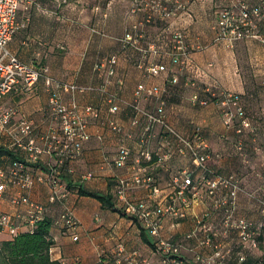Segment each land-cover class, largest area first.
<instances>
[{
  "label": "crops",
  "instance_id": "obj_1",
  "mask_svg": "<svg viewBox=\"0 0 264 264\" xmlns=\"http://www.w3.org/2000/svg\"><path fill=\"white\" fill-rule=\"evenodd\" d=\"M166 1L170 6L176 1L184 4L171 20L150 18L144 0H21L17 15L19 28L9 43L10 51L22 62L47 70V75L57 80L85 87V91L63 92L64 99L76 97L81 105H93L100 111L99 117L90 118L92 137L85 142L82 156L71 163L74 171L63 173L70 185L69 203L81 221L78 240L58 223L63 205L50 202L51 188L47 182L37 181L28 191L10 186L0 198V210L13 215L26 214L28 210L26 204L12 203V197L17 195H29L47 206L46 215L57 222L52 234L56 259L61 264H69L75 258L83 264H102L103 254L110 259L117 256L120 243L125 245L126 253L140 251L152 263L159 260L153 244L144 238L143 230L149 232L140 221L124 216L117 204L113 209L98 198L80 192L84 188L116 199L114 177L117 173L128 174L129 170L109 168L104 159L115 155L122 146H129L138 154L143 125H132L137 115L132 103L138 85L143 82L163 89L161 96L167 101L169 119L178 130L193 137L198 126L205 128L212 151L219 155L210 164L218 173L240 174L245 187L239 196L240 212L254 220L260 218L258 200L249 194L264 192V179L257 176L258 171L264 172V43L257 38H244L228 47L216 41L218 12L233 0ZM249 1L256 5L261 0ZM177 32L185 34L190 52L184 63L173 61ZM128 34H132L131 40ZM114 55L118 61L112 65L109 60ZM152 63H163L167 69L153 76L147 70ZM111 68L115 69L113 75ZM174 76L178 82L172 81ZM196 91L211 99L224 91L241 94L243 104L261 126L258 135H247L250 149L246 158L238 154L236 128L225 125L221 107L216 102L208 106L193 104L191 98ZM49 99L50 90L43 77L32 90L10 93L1 99L0 114L15 111L11 127L24 119L32 120V137L41 142L52 124L47 108ZM157 103L155 96L140 100L141 106L151 110ZM112 105L119 107L117 112H111ZM112 120L124 131L112 129L109 124ZM161 131L157 127L153 149L159 145ZM1 136L9 138L0 126ZM257 140L262 147L256 144ZM1 145L9 144L6 141ZM53 162L54 158L44 154L41 163L31 164L30 169L36 174ZM186 167H192L191 159L176 156L164 164L150 165L148 171L166 187ZM91 171L95 176L85 178ZM131 195L139 200L148 197L149 192L138 188ZM202 206L206 208L200 204L195 210ZM192 227V218L180 222L168 218L163 235L180 238ZM29 229L28 222L22 224V231Z\"/></svg>",
  "mask_w": 264,
  "mask_h": 264
},
{
  "label": "built area",
  "instance_id": "obj_2",
  "mask_svg": "<svg viewBox=\"0 0 264 264\" xmlns=\"http://www.w3.org/2000/svg\"><path fill=\"white\" fill-rule=\"evenodd\" d=\"M150 10V18L171 20L184 8L182 2L176 1L170 6L166 0H144ZM21 0H0V100L14 92L32 90L40 79L45 77L50 90L48 111L52 120L50 129L41 138V142L32 137L34 122L24 119L11 127L14 110L0 114L1 129L10 138L9 148H17L26 154L21 161L10 162L6 166L0 164V197L10 186L31 190L37 181L47 182L51 191L50 202L63 205V213L58 223H62L66 231L79 239L78 228L81 221L74 207L69 203L70 188L63 178V173L73 172L71 163L79 159L84 152V144L90 140L89 131L91 117H99L100 111L93 105H81L76 97L66 101L63 92L85 91L77 84L65 83L47 75L45 69L22 62L9 49V43L16 34L18 10ZM264 21V0L251 4L249 0H233L232 4L218 12L216 24V41L233 47L238 40L257 38L264 41L259 31V22ZM129 40L133 38L128 34ZM176 45L172 53L175 63H184L189 57V49L185 42V34L177 32ZM118 56L111 57L109 62L115 65ZM167 69L163 63H152L148 72L153 76L160 75ZM115 69L111 68L113 75ZM178 82V77L172 78ZM163 89L159 85L140 83L135 91L132 103L136 116L133 126L143 125L140 138V149L134 154L129 146H122L113 156L105 157V165L112 169H127V173L115 175L116 204L120 211L129 218L142 223L153 239L155 253L159 256L157 263H152L140 251L126 253L125 245H118L117 256L111 259L101 256L102 264H247L250 253L255 260L250 264H264V239H261L264 226V194L250 193L259 202L260 218L254 220L240 212L239 196L245 191L243 179L238 172L218 173L210 164V160L219 157L209 144L204 127L198 126L193 137L185 135L170 121L167 101L162 98ZM155 96L156 107L146 109L140 100ZM195 105L208 106L216 102L223 112V120L227 127H235L238 134L237 148L246 158V136L258 135L261 126L248 114L238 93L224 91L216 99L203 97L199 91L192 96ZM117 105L111 106V112H117ZM110 126L117 132L124 128L115 120ZM157 127H161V140L153 149V139L157 136ZM133 136L132 133L128 134ZM102 138V136H99ZM256 140V138H255ZM257 149V148H256ZM258 149H260L258 147ZM47 154L54 158L47 169L33 173L31 164L41 163L42 156ZM176 156H188L192 167L183 168L175 174L166 187H163L155 174L148 171L152 164H164ZM95 172L85 174L92 178ZM264 179V172H257ZM138 188L148 190L146 198L135 199L131 192ZM16 205L26 204V214L13 215L0 210V227L16 234L22 224L28 222L30 230H34L37 222L47 213V206L36 202L29 195L12 197ZM204 204L202 212L195 210L197 205ZM172 218L180 222L192 218V229L180 238L165 237L163 230L165 221ZM175 223V222H174ZM190 241L192 243H187ZM56 245L51 247L52 258L56 259ZM189 252L187 254V252ZM69 264H83L79 258Z\"/></svg>",
  "mask_w": 264,
  "mask_h": 264
},
{
  "label": "trees",
  "instance_id": "obj_3",
  "mask_svg": "<svg viewBox=\"0 0 264 264\" xmlns=\"http://www.w3.org/2000/svg\"><path fill=\"white\" fill-rule=\"evenodd\" d=\"M261 25H262V29L260 28ZM259 28H260L259 31L262 32L264 35V21L259 22ZM259 40L262 41L261 39ZM262 42L264 43V41ZM239 95L241 96V94ZM244 107L246 108L245 105ZM246 110L248 114L253 118V120L257 122L254 119V116L251 115V113L247 108ZM256 144H258L259 147H262V145L260 144V142H258V140ZM245 149H246L245 151L247 157V155H249V149H250V147H248V144H246ZM238 154L240 157H242L239 151ZM24 159L25 157H23V152L20 151L19 149L9 148L3 145L0 146V164L2 166H6L10 162L21 161ZM64 173H67V171H65ZM68 186L70 188V185ZM80 192L85 195L96 197L105 206L116 209L117 198L113 199L112 195H104L97 192H89L84 188H80ZM261 194H264V192L261 191ZM55 224H57V222L46 215L43 219L37 222L33 231L30 229L27 231H22L20 229L18 233L12 234V236L9 239L1 240L0 264H61L60 261L52 258L50 252L51 247L55 245V239L52 234V228ZM143 234L147 242L153 243L152 237L145 230H143ZM261 239H264V226L262 228ZM253 260H255L254 254L250 253L249 262ZM249 262L247 264H250Z\"/></svg>",
  "mask_w": 264,
  "mask_h": 264
},
{
  "label": "rangeland",
  "instance_id": "obj_4",
  "mask_svg": "<svg viewBox=\"0 0 264 264\" xmlns=\"http://www.w3.org/2000/svg\"><path fill=\"white\" fill-rule=\"evenodd\" d=\"M6 141H8V144H10V138H7L5 136H1L0 137V143H4ZM3 197H4V195L2 197H0V198H3ZM204 209H205V207L202 206L201 208H199L198 211L202 212ZM124 216L128 217L127 215H124ZM11 236H12V233H11V231L9 229L2 230V228L0 227V241L4 240V239H8Z\"/></svg>",
  "mask_w": 264,
  "mask_h": 264
}]
</instances>
